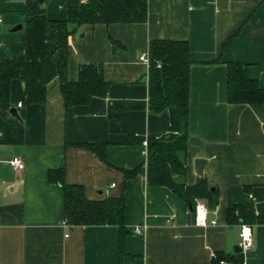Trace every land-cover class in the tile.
<instances>
[{
	"label": "crops",
	"instance_id": "crops-1",
	"mask_svg": "<svg viewBox=\"0 0 264 264\" xmlns=\"http://www.w3.org/2000/svg\"><path fill=\"white\" fill-rule=\"evenodd\" d=\"M26 3L0 0V59L25 51ZM40 4L48 19L66 18V0ZM151 39L189 44L187 132L202 147L188 145L186 175L174 179L193 185V162L206 159L218 204L198 225L169 189L148 186L143 165L124 192L131 230L124 250L135 259L120 262L116 227L62 226L63 195L47 172L64 169L66 183L81 185L88 200L118 197L120 171L141 165L146 147L183 132L173 109H148V64L139 55ZM227 61L240 62L264 87V0H147L143 23L81 25L69 37L67 75L76 79L80 63L101 64L109 82L105 97L85 105L65 108L57 77L44 103H25L23 83L13 79L9 106L0 103V264H214L219 255L234 260L227 264H264V224L226 222L233 205L264 216V104L227 101ZM91 139L106 144V164L78 146ZM13 157L24 170L11 168ZM242 225L252 239L245 253L236 249ZM136 226L144 227L139 236Z\"/></svg>",
	"mask_w": 264,
	"mask_h": 264
},
{
	"label": "trees",
	"instance_id": "trees-1",
	"mask_svg": "<svg viewBox=\"0 0 264 264\" xmlns=\"http://www.w3.org/2000/svg\"><path fill=\"white\" fill-rule=\"evenodd\" d=\"M147 20V0H66V18L48 19L37 0H27L24 24L25 51L22 55L0 59V103L9 106L11 82L23 83V102L41 104L46 100L49 82L57 77L65 108L85 105L93 97H105L109 82L103 66L80 63L78 76L67 75L68 43L70 35L83 24L143 23ZM113 44H117L111 40ZM148 109L159 114L171 108L181 122L183 132L170 142H156L145 149L144 162L122 174L121 193L118 197L88 200L81 185L68 184L64 169L48 170L47 180L63 195L64 219L70 227L113 226L118 230L119 261L124 257L134 260L124 250L125 237L131 230L125 226V185L146 167V182L153 188H167L186 206L189 216H195L197 202L214 210L218 192L205 178H197L193 185L178 182L174 176L184 177L187 167L185 156L188 148L187 132L189 112V44L186 40L151 39L148 43ZM227 101L231 104H264V87L249 78L243 65L227 61ZM79 147L93 153L106 164V144L91 139ZM213 188V190H212ZM227 224H264V216L240 205L226 211ZM219 261L232 262L226 256H216ZM241 262L242 259L235 260Z\"/></svg>",
	"mask_w": 264,
	"mask_h": 264
},
{
	"label": "built area",
	"instance_id": "built-area-1",
	"mask_svg": "<svg viewBox=\"0 0 264 264\" xmlns=\"http://www.w3.org/2000/svg\"><path fill=\"white\" fill-rule=\"evenodd\" d=\"M84 1V0H82ZM2 22V16L0 15V23ZM1 46V45H0ZM139 60L141 62L144 63H149V57H148V52H142L139 55ZM21 103H18L17 106L21 107ZM8 164L11 166V168L14 171H22L24 170V162L19 158V157H13L11 159H9ZM115 185H111V187H114ZM206 214H207V210L204 204L197 202L196 204V208H195V220L196 223L200 226H206L207 225V220H206ZM62 226L67 228L69 227V224L66 222L65 219H63L62 221ZM212 225L215 224L214 221L211 222ZM144 227L142 226H136L133 228L132 233L135 235H141L142 233V229ZM240 244H239V248L241 249V252L245 253L247 251H249L251 249L252 246V239H251V231H250V227L246 226V225H242L241 226V230H240ZM218 264H227L225 261H219Z\"/></svg>",
	"mask_w": 264,
	"mask_h": 264
},
{
	"label": "water",
	"instance_id": "water-1",
	"mask_svg": "<svg viewBox=\"0 0 264 264\" xmlns=\"http://www.w3.org/2000/svg\"><path fill=\"white\" fill-rule=\"evenodd\" d=\"M39 3H42L44 0H37ZM21 28V25H18L16 28L14 29H19ZM13 111H15V109H13ZM188 144L191 146H197L198 148L202 147V143L196 139V138H189L188 140ZM207 165V160L204 158H196L193 162V167H194V172L196 174V176L198 178H205L204 176V169ZM213 190V188H212ZM238 248V251L241 252V249L239 247H236V249Z\"/></svg>",
	"mask_w": 264,
	"mask_h": 264
}]
</instances>
